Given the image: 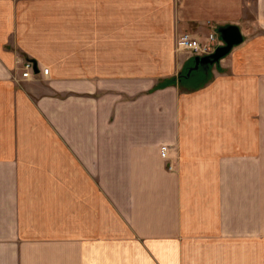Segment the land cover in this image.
I'll list each match as a JSON object with an SVG mask.
<instances>
[{"label":"crops","instance_id":"crops-1","mask_svg":"<svg viewBox=\"0 0 264 264\" xmlns=\"http://www.w3.org/2000/svg\"><path fill=\"white\" fill-rule=\"evenodd\" d=\"M0 264H264V0H0Z\"/></svg>","mask_w":264,"mask_h":264},{"label":"water","instance_id":"water-1","mask_svg":"<svg viewBox=\"0 0 264 264\" xmlns=\"http://www.w3.org/2000/svg\"><path fill=\"white\" fill-rule=\"evenodd\" d=\"M217 31L224 43L219 45L212 53L203 56L196 55L193 60L195 64L189 69L188 75L192 73L193 69H198L200 66L205 67L207 71L226 56L235 45L243 41L241 28L236 24L221 26Z\"/></svg>","mask_w":264,"mask_h":264},{"label":"built area","instance_id":"built-area-1","mask_svg":"<svg viewBox=\"0 0 264 264\" xmlns=\"http://www.w3.org/2000/svg\"><path fill=\"white\" fill-rule=\"evenodd\" d=\"M216 38L217 37H215L214 33H211L208 37L209 41L203 42L201 41L200 38L196 37L192 33L184 32L179 36L177 46L178 49L188 50L192 52L194 55L203 56L212 53L219 46V44L223 43L222 41H220V43L218 42V44L213 43V40H215ZM34 67L35 64L32 61L27 60L24 63L22 76L26 78L30 77L33 73ZM43 71L44 73H48L49 69L45 68ZM168 150H169L168 145L162 146L163 157H167ZM169 167L172 168V165H170Z\"/></svg>","mask_w":264,"mask_h":264},{"label":"rangeland","instance_id":"rangeland-1","mask_svg":"<svg viewBox=\"0 0 264 264\" xmlns=\"http://www.w3.org/2000/svg\"><path fill=\"white\" fill-rule=\"evenodd\" d=\"M211 33H214V35H215V37H217L215 40H213V43H216V44H218V42L220 43V41H222L223 42V40H222V38L220 37V35H219V33H218V31L217 30H214V31H212V32H210L208 35H207V37L204 39V40H202L203 42H207V41H209V39H208V37H209V35L211 34ZM181 35V34H180ZM179 35V36H180ZM179 38V37H178ZM178 38H177V42H178ZM224 43V42H223ZM216 44H214V45H216ZM219 45H221V44H219ZM218 46V45H217ZM176 48H177V50H180V49H178V46H177V43H176ZM190 52V51H189ZM193 74H192V76H190V77H181V80H183L186 84L187 83H194V84H196L197 82H200L201 80H203V78L205 77V75H204V70H202V69H199V70H195L194 72H192Z\"/></svg>","mask_w":264,"mask_h":264},{"label":"trees","instance_id":"trees-1","mask_svg":"<svg viewBox=\"0 0 264 264\" xmlns=\"http://www.w3.org/2000/svg\"><path fill=\"white\" fill-rule=\"evenodd\" d=\"M191 63H189L188 65H186L182 71H180L178 77H171V78H168L166 80H164L162 83L159 84V86H166V85H169V84H174L176 81H177V78H179L181 80V77H186L188 72H189V69L191 68ZM193 65L195 64L194 62L192 63Z\"/></svg>","mask_w":264,"mask_h":264}]
</instances>
